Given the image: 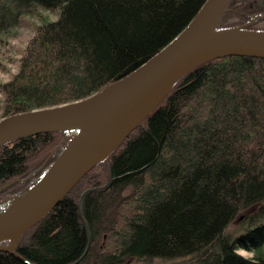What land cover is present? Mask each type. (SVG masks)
Returning a JSON list of instances; mask_svg holds the SVG:
<instances>
[{"label": "trees", "instance_id": "16d2710c", "mask_svg": "<svg viewBox=\"0 0 264 264\" xmlns=\"http://www.w3.org/2000/svg\"><path fill=\"white\" fill-rule=\"evenodd\" d=\"M203 2L0 0V38L37 7L58 12L0 81L3 117L99 91L161 49ZM260 13L264 0H228L216 28ZM262 22L245 28L264 30ZM69 137L2 144L0 200L32 185ZM14 251L20 259L0 251V264H264V59L214 58L179 77Z\"/></svg>", "mask_w": 264, "mask_h": 264}, {"label": "water", "instance_id": "95a60500", "mask_svg": "<svg viewBox=\"0 0 264 264\" xmlns=\"http://www.w3.org/2000/svg\"><path fill=\"white\" fill-rule=\"evenodd\" d=\"M227 1L204 0L184 28L161 49L99 91L71 102L0 119V146L38 133L64 131L70 135L32 185L21 194L0 200V205L8 202V206L0 210V251L20 259L14 251L20 235L103 160L158 104L179 77L214 58L250 56L264 59V30L245 28L264 18V13L251 16L240 25L216 28Z\"/></svg>", "mask_w": 264, "mask_h": 264}, {"label": "rangeland", "instance_id": "374dc122", "mask_svg": "<svg viewBox=\"0 0 264 264\" xmlns=\"http://www.w3.org/2000/svg\"><path fill=\"white\" fill-rule=\"evenodd\" d=\"M57 10H48L37 7L31 14L22 16L17 26L9 29L0 38V81L5 82L16 72L18 61L27 41L32 37L36 26L44 21H52L57 17ZM264 28V22L259 24ZM3 117L2 97L0 95V119ZM60 146V145H59ZM47 156L37 169L28 173L25 179L29 178L33 173L40 170L47 161ZM14 179L13 181H16ZM9 183V182H8ZM7 184V183H6ZM241 255H249L250 252L239 250ZM131 264H167V262L159 259L150 261H134Z\"/></svg>", "mask_w": 264, "mask_h": 264}, {"label": "bare ground", "instance_id": "6f19581e", "mask_svg": "<svg viewBox=\"0 0 264 264\" xmlns=\"http://www.w3.org/2000/svg\"><path fill=\"white\" fill-rule=\"evenodd\" d=\"M7 206H8V202L2 203L0 205V210L6 208Z\"/></svg>", "mask_w": 264, "mask_h": 264}]
</instances>
